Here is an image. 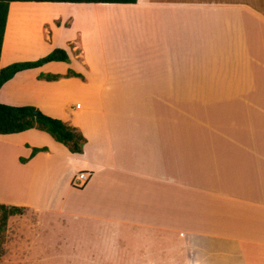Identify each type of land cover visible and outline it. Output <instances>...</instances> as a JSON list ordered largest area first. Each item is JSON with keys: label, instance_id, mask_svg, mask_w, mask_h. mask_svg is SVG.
<instances>
[{"label": "crops", "instance_id": "crops-1", "mask_svg": "<svg viewBox=\"0 0 264 264\" xmlns=\"http://www.w3.org/2000/svg\"><path fill=\"white\" fill-rule=\"evenodd\" d=\"M14 6L62 8L34 25L33 55L6 52ZM79 11L108 15L75 28ZM55 48L70 62L17 72L0 102L87 141L73 153L36 128L0 134V186L21 193L0 203L26 207L33 230L66 229L55 245L73 262L264 264V0L12 2L0 66Z\"/></svg>", "mask_w": 264, "mask_h": 264}, {"label": "trees", "instance_id": "trees-1", "mask_svg": "<svg viewBox=\"0 0 264 264\" xmlns=\"http://www.w3.org/2000/svg\"><path fill=\"white\" fill-rule=\"evenodd\" d=\"M12 2L137 3L138 0H0V59L9 8ZM51 61L70 62V57L65 49L55 48L37 60L14 62L6 67L0 66V89L17 72L39 67ZM65 76L81 77L82 75L69 69ZM59 77L61 75L52 76L53 79H58ZM32 128L50 133L54 140L67 146L73 153H81L87 141L86 137L75 126L44 114L34 105H9L0 102V134L19 133ZM46 150H48L46 146L34 147L29 158L38 152ZM28 159L21 158V161L25 162ZM25 209L26 207L23 206L0 203V258L3 255L2 245L9 218L13 215L23 214Z\"/></svg>", "mask_w": 264, "mask_h": 264}, {"label": "rangeland", "instance_id": "rangeland-1", "mask_svg": "<svg viewBox=\"0 0 264 264\" xmlns=\"http://www.w3.org/2000/svg\"><path fill=\"white\" fill-rule=\"evenodd\" d=\"M30 7H38V6H30ZM40 7H43L41 9H44V10L52 9L50 6H40ZM26 8H28V6H26ZM61 11H62L61 7L56 9L57 13L59 12L62 13ZM15 12H16V9L14 6V8L12 9V13H11L9 33L11 30V27L14 26ZM35 12L32 11L33 14L32 13L30 14V15H35L34 16L35 26L37 24L38 25L40 24L39 19L47 18L48 16H50L45 13L37 14ZM80 13L86 14L85 12H80ZM26 14L27 13L24 12L22 16H18V17L21 18ZM37 15L39 18H37ZM75 16H77L75 28H78V27L81 28V25L83 24L90 25V21L94 17L92 15L91 18H87L84 15H79V13ZM75 33H76V30L72 29L71 34H75ZM10 35L11 34H9V39H8V36L6 39V52L10 51L11 49H14L15 44H16V47L18 48V51L16 49L17 51L16 53L19 54L17 57L29 56L37 52L36 43L31 38L29 39V36H31V34H20L16 38V42H15V38L11 40ZM42 36H43V40L48 43L49 41L48 39H46L45 32L43 33ZM64 36H67V34H60L59 39L63 40L65 38ZM3 63L5 64V59L3 60ZM48 134L52 137L50 133ZM0 157H1L0 158V171H2L1 174L6 176V174L9 173V171L3 165L4 162L2 160V156ZM0 188H1L0 196L2 197L17 199L21 196L20 192L15 193V186L11 188L12 191H9V188L6 187V185L4 184L1 185ZM23 188L28 190L27 187H23ZM31 218L33 219L34 217L31 216L27 208L25 209V212L23 214L13 215L9 218L7 231L5 232L4 242L2 245L3 255L0 258V264H82L80 262H73L67 259L66 258L67 249L66 248L62 249L60 246L55 245L57 243V241H55V238L57 239V237H59L60 228L56 225L49 224L52 218H49V217L41 218V225H37L36 229L34 228V230L32 227L30 228L31 225L29 224V222L32 220ZM36 234H38L37 237H36ZM60 234L61 236H64L65 234H67V230L64 229V231H61ZM52 241H53V244H52Z\"/></svg>", "mask_w": 264, "mask_h": 264}, {"label": "bare ground", "instance_id": "bare-ground-1", "mask_svg": "<svg viewBox=\"0 0 264 264\" xmlns=\"http://www.w3.org/2000/svg\"><path fill=\"white\" fill-rule=\"evenodd\" d=\"M39 7L40 6H38V7H30V6H28V8H26V6H25L24 12L27 13L25 15V17H21L20 18V17H18L15 14V16H14L15 17V26H14L15 37H14V35H11L10 36L11 40L16 38V37H18L20 34H32V29H33V27L35 25V19H34L35 15H30L32 13V11H34V12L36 11L35 13H37V14L38 13H45V14H48V15H52V14L57 13L56 10H54V9L44 10V9H41L43 7H40V9H39ZM107 13H104V12L102 13V12H96L95 11V12H88V14L87 13L86 14H82V13L79 12V15H84L87 18H91L92 15H93L94 16L93 19L94 18L97 19L98 16H100V17L102 16L103 17L105 15V17H107V15H108ZM37 18H39L38 15H37ZM29 39H30V36H29Z\"/></svg>", "mask_w": 264, "mask_h": 264}, {"label": "built area", "instance_id": "built-area-1", "mask_svg": "<svg viewBox=\"0 0 264 264\" xmlns=\"http://www.w3.org/2000/svg\"><path fill=\"white\" fill-rule=\"evenodd\" d=\"M89 178H90V175H89V173L87 171H81L78 174V176H76L73 184L76 187H82V186H84L87 183Z\"/></svg>", "mask_w": 264, "mask_h": 264}]
</instances>
